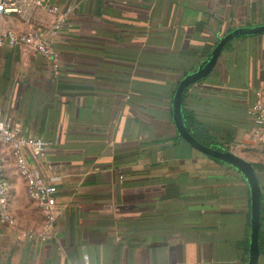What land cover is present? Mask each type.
Returning <instances> with one entry per match:
<instances>
[{"label":"crops","instance_id":"obj_1","mask_svg":"<svg viewBox=\"0 0 264 264\" xmlns=\"http://www.w3.org/2000/svg\"><path fill=\"white\" fill-rule=\"evenodd\" d=\"M42 1L79 4L54 42L60 69L25 47H0V112L53 143L29 160L57 188L60 213L43 240L46 215L3 146L14 225L0 221V264H249L247 178L180 137L173 101L225 36L264 25V0ZM53 21L42 8L0 14V35ZM257 91L264 101V33L229 41L185 91L182 113L252 165L261 226L264 131L247 115Z\"/></svg>","mask_w":264,"mask_h":264},{"label":"built area","instance_id":"obj_2","mask_svg":"<svg viewBox=\"0 0 264 264\" xmlns=\"http://www.w3.org/2000/svg\"><path fill=\"white\" fill-rule=\"evenodd\" d=\"M79 4L72 3L65 10L57 6L45 4L42 0H12L0 3V14H23L25 10L45 9L54 16L53 23L46 29H38L29 33H16L7 30L0 35V47H25L30 51L50 60L55 71L60 69V54L54 48L58 36L71 27L70 18L76 14ZM255 100L247 109L248 118L254 125V132L264 131V101L260 91L256 92ZM9 145L17 160L20 174L25 178L29 196L39 202L46 215L45 231L41 234L44 240L52 232L56 219L60 213L56 202L57 188L49 184L35 164L44 159L53 143L43 138H33L22 134L21 128L9 119H3L0 112V221L2 224L14 225V219L9 206V183L5 176V162L3 146Z\"/></svg>","mask_w":264,"mask_h":264},{"label":"water","instance_id":"obj_3","mask_svg":"<svg viewBox=\"0 0 264 264\" xmlns=\"http://www.w3.org/2000/svg\"><path fill=\"white\" fill-rule=\"evenodd\" d=\"M264 33V25L252 28H241L225 36L212 52L208 60L198 70L186 76L180 83L173 101V120L180 137L205 155L223 161L243 172L251 188V214H252V243L249 264L258 263L259 255V230H260V204L261 190L252 165L230 152L216 150L200 143L188 131L182 113L183 96L185 91L194 83L205 78L214 68L217 59L225 45L234 38L251 36Z\"/></svg>","mask_w":264,"mask_h":264},{"label":"trees","instance_id":"obj_4","mask_svg":"<svg viewBox=\"0 0 264 264\" xmlns=\"http://www.w3.org/2000/svg\"><path fill=\"white\" fill-rule=\"evenodd\" d=\"M187 119V118H186ZM187 124V129L190 132V134L196 138L200 143L203 145H206L208 147H211L216 150H224L222 146L217 144L208 134L206 131L202 130L201 126L197 124L195 127L196 129L191 130V126L193 127L192 124L189 120L186 122ZM194 123V122H193ZM201 129V130H200ZM264 199V198H263ZM264 201V200H263ZM259 245H260V250L264 254V202L262 203V213H261V226H260V231H259Z\"/></svg>","mask_w":264,"mask_h":264}]
</instances>
